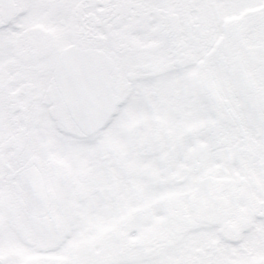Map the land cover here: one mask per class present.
Here are the masks:
<instances>
[{
  "label": "snow or ice",
  "instance_id": "1",
  "mask_svg": "<svg viewBox=\"0 0 264 264\" xmlns=\"http://www.w3.org/2000/svg\"><path fill=\"white\" fill-rule=\"evenodd\" d=\"M0 264H264V0H0Z\"/></svg>",
  "mask_w": 264,
  "mask_h": 264
}]
</instances>
